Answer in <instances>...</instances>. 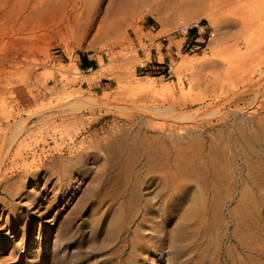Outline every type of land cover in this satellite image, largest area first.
I'll return each mask as SVG.
<instances>
[{
  "label": "rangeland",
  "instance_id": "rangeland-1",
  "mask_svg": "<svg viewBox=\"0 0 264 264\" xmlns=\"http://www.w3.org/2000/svg\"><path fill=\"white\" fill-rule=\"evenodd\" d=\"M118 2L0 0V128L9 133L5 119L11 122V118L30 114L42 102L62 94L65 87L67 92L79 91L80 96L109 106L123 100L156 101L165 107L174 102L175 113L180 115L177 124L204 126L199 129L205 141L202 152H191V161L182 157L185 161L172 163L169 172H158L153 160L147 164L144 156L136 162L129 159L135 154L131 138L108 150L104 145L115 131H125L130 137L136 134L137 147H141L159 130L154 124L170 122L164 115L148 123L140 121L137 112L129 116L107 104L81 108L76 115L85 128L75 144L83 140L95 158H88L86 171L78 172V163L66 158L71 155L66 145L63 157L54 160L51 169L47 164L33 178L10 180L15 182L10 189L13 196L0 192V264H212L216 253L226 260L227 248L238 246L237 232L249 230L240 210L245 201L250 211L249 202L257 196L255 179L248 178L255 153L243 146L240 128L252 124L260 104L254 90L258 70L264 69V49L256 47L247 54L245 47L246 37L255 28L249 20L264 14V0H139L124 16L117 13ZM262 21L264 28V17ZM229 55H235L230 57L242 67ZM83 56L91 67L80 66ZM228 64L237 68L231 70ZM95 69L99 73H93ZM149 80H154L152 92H140L137 87ZM25 87L42 88L41 98L16 101L26 95ZM146 95L151 97L141 102ZM59 115L27 120V141L39 133L50 136L54 125V134L59 139L62 133L65 142L73 131V126H67L72 114ZM48 142L46 148L55 144ZM118 145L126 155L118 156ZM130 170L138 171L146 184L139 192L138 183L135 186V179L128 175ZM173 176L184 179L186 189L170 214H162L168 195V183H163ZM218 190L225 198L215 209L211 201ZM129 195L149 209L146 222H140V211L129 207ZM260 212L264 217V207ZM152 220L159 222V231L148 228ZM136 230L145 236L144 243L132 251L130 241ZM154 235L158 238H150ZM24 257L29 258L25 263Z\"/></svg>",
  "mask_w": 264,
  "mask_h": 264
},
{
  "label": "bare ground",
  "instance_id": "bare-ground-1",
  "mask_svg": "<svg viewBox=\"0 0 264 264\" xmlns=\"http://www.w3.org/2000/svg\"><path fill=\"white\" fill-rule=\"evenodd\" d=\"M138 1L139 0H119L118 7H117V13L121 16L128 14L129 12H131V10H133V8L136 6V4H138ZM263 17H264V14H262L260 17H258L256 19L253 18L252 20H249V22H251V24L253 26H255V28H254L252 34H250L248 37H246L247 41H246L245 52H247V54H248V52L253 51L254 48H256V47L258 49H260V48L264 49V28L262 27L263 26V21H262ZM252 35H254V36H252ZM252 37H255L256 39L254 41H252L253 40ZM230 52H232V51H230ZM230 54H233V53H230ZM234 54H235V52H234ZM245 55L243 56L244 58L242 57V59H244V60L246 57ZM230 56H233V55H229V57ZM260 57H261V55H260ZM248 58H249V56H248ZM242 59L240 58L239 61L240 60L242 61ZM230 60H233L234 63L235 62L237 63V61H235L231 57H230ZM199 61H201V60H199ZM224 62H228V61H224ZM139 63L143 64V61H140ZM239 63H237V64H239ZM189 64H191V62ZM248 64L250 66V63H248ZM225 65H226V63H225ZM231 65H233V64H231ZM259 65H261V64H259ZM228 66H230V65L228 64ZM239 66L242 67V65L239 64L238 68H239ZM245 66H246V63L244 65V67ZM234 67L235 66H233V68ZM72 68L76 69L75 66H72ZM233 68H231V66H230L231 70H233ZM236 68L237 67H235V69ZM197 69L198 68H196L195 70H197ZM259 70L257 73L258 77H256V84H255L254 93H255L256 99H259L260 104H259L258 109H256L255 113L253 114L252 124L250 126H246L244 128H243V126H241V128H240L241 137L243 138L242 141L244 140V142H245L243 144V146H245V147L247 146V150L249 148H252V152L255 153L254 161H252V163L250 164L251 175L248 178L254 177L255 180L253 181L252 184H253V187L257 190V193H256L257 196L255 199H253L252 201L249 202V204L251 206L250 211L248 210L250 208H247L245 201H243L244 206L240 210V212H241L240 216H242V220H243L242 222L249 225V230L247 232L243 231L241 234H239V232H237V237L234 236L235 238H237V240L239 239L238 240V246H236V247L229 246L227 248L228 264H264V217L260 216V213H261L260 209L262 207H264V82L261 83L262 79H263V70L264 69H262V70L259 69ZM99 71L100 70L95 69L93 73H99ZM197 71H193L192 72L193 75L195 73H197ZM242 71H243V69H242ZM74 73H76V72H74ZM76 74H78V73H76ZM152 81H154V80H152ZM152 81H150L146 84H141L137 88L140 89V92H141V90L144 92H146V91L150 92L152 90V87H153ZM25 88H26V90L24 89L25 90L24 93L26 94L25 96L27 98L21 94L22 97L19 99L18 98L16 99V101H18L19 103H20V101L23 102L25 100L27 101V103L36 102L37 99L41 98L42 88H39V87H29V88L25 87ZM20 91H22V90H20ZM50 91L52 93H57V88H52ZM79 94H80L79 91L78 92H76V91L67 92L66 88L63 87L62 88V94H58V95L50 98L48 100V102H44V103L42 102L38 106V108L34 109V111L30 112V114H27L22 118H18V119H14V120L11 118L12 123L8 120V118L5 119V127H9L10 132L7 133L4 131V128H0V192L4 191L5 193H9L11 195L10 189H14L12 184H14L15 182L10 181V180L14 179V177H17V181L18 180L24 181V179L33 178L38 172H40L41 168L45 167V165L47 167V164H49L50 169L52 167H54L53 166L54 160L61 159L63 157L62 152H63L64 148L66 147V145L69 146V147L68 146L67 147H68V149H70L69 152L71 154V155L67 156L66 158L71 159L73 161V164L78 163L77 168L75 170H77L78 172H84V170L86 169L85 164H86L88 158H90V157L95 158L96 153L90 150L91 149L90 145L83 146V144H84L83 140H81L79 143L77 142L78 144H75L76 136L80 133L81 130H83L85 128L82 125V123L80 124V122H79L80 117H77L78 115H76V112H78L83 107H86V108L88 107L89 109H94V108H99V107L101 108V106L104 104H107V102L101 103V102H98V100L94 97L88 96V98H86L87 97L86 96L84 98V97L80 96ZM150 97H151V95H146L145 97L142 98L141 102H143V100L146 101ZM120 99H121V97H120ZM118 100H117V102H121V100L120 101H118ZM136 100H138V99H136ZM149 101H150V99H149ZM123 102L124 103L113 104L110 106L107 104L108 105L107 107L112 106V107H114V110L115 109L119 110L120 113L121 112L124 113L125 111H127V112H129V116H133L132 113L134 114L135 112H137L136 117L138 119H140V121L142 119H145V121H147L148 123H150L151 121H153L155 119H158L159 117H162V115H164L167 118V120H169L170 122L168 123L166 121L168 124L165 126H159V125L154 124L153 126H158L157 128L159 130L155 131L154 132L155 134L151 137H147V138L144 137L146 139H145V142L142 143L143 146H141V147H139V146L137 147V142L134 139V137L136 135L135 132H134L135 135L130 137L129 136L130 134L126 133L125 131H124V134H123V132L119 133L118 131H115L116 134L114 136L111 135L110 139L104 145L107 148V150L110 149V147L112 145H114L115 143L119 142V144H120V142L124 141L127 137H129V138H131V140H133L132 142H134V144H132V142H131V148H133L134 153H135L134 156L132 158H129V159H133L136 162L137 157L144 156L147 164L148 163L152 164L154 162L155 166L156 165L162 166L163 170H161V168L159 166H158L159 168L154 166V169L157 170L158 172H161V171L165 172V170L166 171L168 170V172H169L171 167H172V165H171L172 163L175 164V162H177L181 159L184 160L182 157H184V158L193 157V156H191V152L194 154H197L198 151L200 152V149H201L203 143H205V141L203 142V138H204L203 137V131H201L199 129H202L204 126L202 124H198V123L194 124V125L191 124V126L190 125L186 126V125L177 124L176 121L180 120V115L178 113H175L176 111L174 110V104H173L174 102L171 103L170 105H168V107H165L163 104H159L156 101L155 102L154 101H151V102L147 101L148 103L147 102L140 103L137 101H131V102L126 101L125 102L123 100ZM27 109H29V108L27 107ZM203 109L199 108L198 110L203 111ZM213 109H215V108H213ZM28 111H26V112H28ZM66 111H69L70 114H72V117H71L70 122L68 120H66V121H68L69 124L66 121H64V122L67 123V126L68 125L73 126V131L71 132V134L69 132V134L67 135L68 137L65 141L66 143L64 142V139L62 137L63 135L61 136L62 133H60L59 139L57 138L56 134H54L56 132V129H57V126H54V125H52V127H51L53 129V131H52V134H50V136H47L48 135L47 133H46L47 135L46 134L43 135L42 133H39L35 136V138L33 137L35 140L29 141V142L27 141V137L25 136V133H24L25 131H27V127H26V124H27L26 121L27 120L31 119V117L32 118L38 117L39 120H46L47 117L50 118L53 115L54 116L59 115L60 113L62 115L64 113L66 114ZM131 111H134V112L131 113ZM62 115H61V117H62ZM207 115L208 114H206V116ZM63 118H61L60 120H62ZM66 118H68V117H66ZM64 120H65V118H64ZM247 121H248V119H247ZM118 127H116V128H118ZM152 129H153V127H152ZM68 130H70V129H68ZM153 130H156V129L154 128ZM238 130H239V127H238ZM126 131H128V130H126ZM247 131H249V133H251L249 136L247 135L248 137L246 136ZM61 132H63V131H61ZM215 136H217V135H215ZM48 139L55 142L54 146H52V147L50 146V147L46 148L47 146H49ZM99 139H101V138H99ZM126 141H128V140H126ZM214 141H215V139H214ZM124 145H126L125 142H124ZM204 146H205V144H204ZM118 147H119V149L117 150V154H118V156H122V154L124 152L123 151L124 148L122 149L121 145H118ZM118 147L116 146L115 148H118ZM208 147H210V146H208ZM96 149H97V147H96ZM113 152H115V150ZM220 152H221V150H220ZM245 152H243V154ZM136 153L138 155H136ZM124 154H125V152H124ZM199 156H200V154H199ZM80 157H82V159H80ZM190 159L191 158H189L188 160L191 161ZM151 161H152V163H151ZM189 161H186V162L189 163ZM119 162H121V161H119ZM167 162H170V163L167 164ZM188 163H186V164H188ZM125 165H127V164H125ZM163 166H165V167H163ZM121 167H123V166H121ZM154 169H150V170L153 171ZM127 171L128 170H126V172ZM124 172H125V170H124ZM129 173L130 174H128V175H130V176L132 175L131 177H133V179H135L134 180L135 186L138 183L137 189L139 192L141 186L146 185V184H144V181H140L141 179L139 178V172L138 171L133 172V173L131 171ZM153 176L159 177V175H157V174H154ZM131 177H129V180L132 179ZM184 182H185L184 179H182L180 177H174L173 176L170 181L163 183V185L164 184L166 185V183H168V187L166 186V188L168 190V195H167V198H165L166 199L165 204L167 206L169 205L170 208L165 209L166 205L161 206V210H162L161 213L162 214L165 213L168 215V213L170 214V212L173 210L175 204L179 200V195L181 196L183 194V192L185 191L183 189V188H185ZM226 188L229 189L228 187H226ZM130 189L132 190V187ZM124 190H127V189H124ZM224 191H226L228 193L229 190L224 189ZM16 192H18V190ZM226 192H224V193H226ZM217 193H218L219 197L221 198V200H220V198H216L218 196ZM221 193H222V191L218 190V191H214V193L212 195L213 199L211 202L213 204L216 203L215 209L218 207V202L223 201L222 199L225 198V197H222L223 194L220 195ZM129 194H131V193H129ZM139 195H138V197H139ZM11 196H13V195H11ZM245 196H248V195H245ZM127 199L128 200L126 202H128V205L132 211L133 210H135V212L140 211L139 212V215L141 216L140 222L141 223L146 222L148 219H146L144 216L146 213L150 212L149 209L144 207V204L143 205L140 204L139 200L135 199L133 197V195H131V196L129 195V197ZM101 201L102 200H100V202ZM162 214H161V216H162L161 218L163 219ZM148 215H149V213H148ZM158 224H159V222H156L153 220L151 222H147V226H148V228H150L151 232H153V229H155V231H159L157 228ZM234 235H236V232H234ZM144 237L139 234V230H138V232H137V230L135 231L134 236L132 237V239L130 241L132 251L137 250L143 246ZM150 238H158V235H154ZM146 240H147V238H146ZM27 259H29V258L24 257L22 259V261L25 263ZM214 259H216V260L214 262H212V264H221V263L223 264L227 260V259L226 260L221 259V257H219V254H217V253L215 254ZM29 262H31V261H29Z\"/></svg>",
  "mask_w": 264,
  "mask_h": 264
},
{
  "label": "crops",
  "instance_id": "crops-1",
  "mask_svg": "<svg viewBox=\"0 0 264 264\" xmlns=\"http://www.w3.org/2000/svg\"><path fill=\"white\" fill-rule=\"evenodd\" d=\"M80 66L82 68H86V69L89 68L90 67V61H89V59L83 56L80 59Z\"/></svg>",
  "mask_w": 264,
  "mask_h": 264
},
{
  "label": "trees",
  "instance_id": "trees-1",
  "mask_svg": "<svg viewBox=\"0 0 264 264\" xmlns=\"http://www.w3.org/2000/svg\"><path fill=\"white\" fill-rule=\"evenodd\" d=\"M192 31L194 30V29H191ZM90 67H91V63H90Z\"/></svg>",
  "mask_w": 264,
  "mask_h": 264
},
{
  "label": "built area",
  "instance_id": "built-area-1",
  "mask_svg": "<svg viewBox=\"0 0 264 264\" xmlns=\"http://www.w3.org/2000/svg\"><path fill=\"white\" fill-rule=\"evenodd\" d=\"M202 42H204V40Z\"/></svg>",
  "mask_w": 264,
  "mask_h": 264
}]
</instances>
